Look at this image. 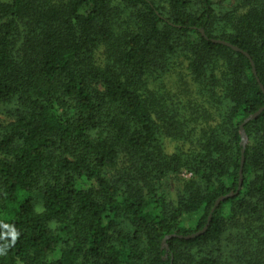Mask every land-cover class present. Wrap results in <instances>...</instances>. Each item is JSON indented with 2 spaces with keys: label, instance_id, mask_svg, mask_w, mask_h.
<instances>
[{
  "label": "trees",
  "instance_id": "1",
  "mask_svg": "<svg viewBox=\"0 0 264 264\" xmlns=\"http://www.w3.org/2000/svg\"><path fill=\"white\" fill-rule=\"evenodd\" d=\"M262 108L264 0H0V264H264Z\"/></svg>",
  "mask_w": 264,
  "mask_h": 264
},
{
  "label": "water",
  "instance_id": "2",
  "mask_svg": "<svg viewBox=\"0 0 264 264\" xmlns=\"http://www.w3.org/2000/svg\"><path fill=\"white\" fill-rule=\"evenodd\" d=\"M200 32H201V34H203V31H202V30H200ZM212 42H218V43L224 44V45H226V46H229L228 44H226V43H224V42H221V41H212ZM229 47H231V48H232L233 50H235V51H238L235 47H232V46H229ZM253 74L256 75L254 68H253ZM257 81H258V80H257ZM260 88L263 89L262 85H260ZM263 109H264V108L260 109L257 113H255L254 115H252L251 117H249L245 122H248V121H250V120L255 119V118L258 116V114H259ZM241 136H242V139H243V145H245V144H246V138H245L244 132H243L242 130H241ZM242 152H243V151H242ZM242 162H243V159H242V161H241V164H242ZM240 184H241V170H240V181H239V187H240ZM230 196H232V195H227V196H224V197L219 198V199L215 202L214 208H215V207H216L221 201L227 199V198L230 197ZM213 210H214V209H213ZM207 227H208V223L206 224V226H205L200 232H198V233H196V234H192V235L186 236V237H184V238H185V239L194 238L195 236L204 233V232L206 231Z\"/></svg>",
  "mask_w": 264,
  "mask_h": 264
},
{
  "label": "rangeland",
  "instance_id": "3",
  "mask_svg": "<svg viewBox=\"0 0 264 264\" xmlns=\"http://www.w3.org/2000/svg\"><path fill=\"white\" fill-rule=\"evenodd\" d=\"M0 122H2V123L9 122V118L6 116V114L4 112H2V110H0ZM176 146H177V143H173V142L172 143H168V144L166 143V145H165L166 151L168 153H173L174 150H175V148H176ZM189 177H190V175L187 174V173H182L180 175V179H187ZM171 182L172 181L169 182V184H170V190L173 189V186H171ZM163 186L166 187L165 183H163ZM35 203H36V210H39V207H40L39 206V200L35 201Z\"/></svg>",
  "mask_w": 264,
  "mask_h": 264
}]
</instances>
